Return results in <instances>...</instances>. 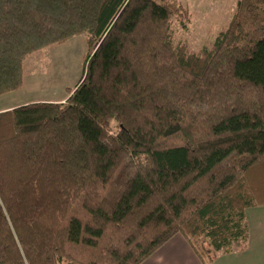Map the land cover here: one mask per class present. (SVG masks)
<instances>
[{
  "label": "trees",
  "instance_id": "trees-1",
  "mask_svg": "<svg viewBox=\"0 0 264 264\" xmlns=\"http://www.w3.org/2000/svg\"><path fill=\"white\" fill-rule=\"evenodd\" d=\"M172 0H0V96L28 56L81 36L62 102L0 112V264H143L179 235L243 250L264 206V0L211 43L174 40Z\"/></svg>",
  "mask_w": 264,
  "mask_h": 264
},
{
  "label": "rangeland",
  "instance_id": "rangeland-1",
  "mask_svg": "<svg viewBox=\"0 0 264 264\" xmlns=\"http://www.w3.org/2000/svg\"><path fill=\"white\" fill-rule=\"evenodd\" d=\"M172 0H156L169 3ZM188 15L187 20H173L175 41L184 43L190 51L198 52L210 46L219 31L227 26L237 0H175ZM87 45L84 37L76 36L63 44L42 49L26 58L23 64V85L19 92L0 96V107L11 102L34 103L66 98L67 89H73L82 77ZM164 264H192L187 257L181 262L174 257ZM166 258V257H164ZM143 264H161L158 256Z\"/></svg>",
  "mask_w": 264,
  "mask_h": 264
},
{
  "label": "crops",
  "instance_id": "crops-1",
  "mask_svg": "<svg viewBox=\"0 0 264 264\" xmlns=\"http://www.w3.org/2000/svg\"><path fill=\"white\" fill-rule=\"evenodd\" d=\"M65 99L66 98L64 97L56 101L50 100L46 102H62ZM24 105L26 104L20 102L4 104V106L0 107V112L12 110ZM246 221L249 238L245 248L229 254H219L210 264H264V206L248 209L246 211ZM170 255H172L176 261L179 258L181 262L182 257H187L191 260L192 264H201L184 238L179 235L173 237L170 241L164 244L154 255L151 256V258L153 256H158L161 260V264H164V261L171 259Z\"/></svg>",
  "mask_w": 264,
  "mask_h": 264
}]
</instances>
